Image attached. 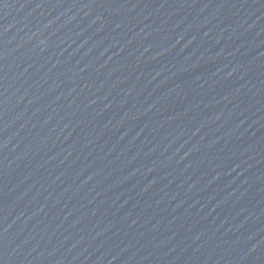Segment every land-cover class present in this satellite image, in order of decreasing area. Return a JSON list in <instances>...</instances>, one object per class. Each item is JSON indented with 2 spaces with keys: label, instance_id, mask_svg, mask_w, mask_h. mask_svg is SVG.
<instances>
[{
  "label": "water",
  "instance_id": "water-1",
  "mask_svg": "<svg viewBox=\"0 0 264 264\" xmlns=\"http://www.w3.org/2000/svg\"><path fill=\"white\" fill-rule=\"evenodd\" d=\"M0 264H264V0H0Z\"/></svg>",
  "mask_w": 264,
  "mask_h": 264
}]
</instances>
